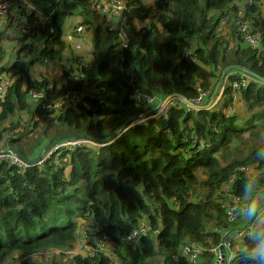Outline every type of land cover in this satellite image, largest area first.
Returning <instances> with one entry per match:
<instances>
[{"label": "trees", "instance_id": "16d2710c", "mask_svg": "<svg viewBox=\"0 0 264 264\" xmlns=\"http://www.w3.org/2000/svg\"><path fill=\"white\" fill-rule=\"evenodd\" d=\"M96 1L26 0L33 8L26 16L29 34L16 37L11 64L0 68L10 81L0 101V123L8 122L0 128L3 147L30 163L45 142L64 135L98 144L60 150L56 163L46 159L23 170L0 162V262L43 254L34 264H189L179 249L195 244L201 248L195 264H211L208 249L229 227L222 221L223 195L247 203L264 197V0L245 13L259 35L257 49L242 45L235 33L232 44L225 38L230 29L219 20L231 15L235 0H126L124 49L114 34L103 32ZM71 15L81 29H91L84 82L74 80L71 70L77 57L64 58L61 26ZM188 47L190 56L183 57ZM42 60L61 68L58 80L31 77L33 64ZM131 66L129 82L125 71ZM210 80V95L224 83L211 109L169 105L158 119L128 127L149 111L135 104V94L192 101ZM233 83L243 84L234 92ZM29 90L42 97L30 100ZM66 93L79 96L76 105L55 110ZM21 115L28 117L26 126ZM39 119L45 128L52 125L54 136H41L22 153L19 142ZM142 219L154 235L123 240ZM78 225L107 235L115 257L74 255ZM245 243L249 249L256 244ZM247 257L237 252L230 264H264Z\"/></svg>", "mask_w": 264, "mask_h": 264}, {"label": "built area", "instance_id": "2783aa9c", "mask_svg": "<svg viewBox=\"0 0 264 264\" xmlns=\"http://www.w3.org/2000/svg\"><path fill=\"white\" fill-rule=\"evenodd\" d=\"M59 1V0H54ZM151 1V0H150ZM257 0H235L232 4L231 15H226L220 18L219 23L223 27H228L237 34L240 43L252 49H257L259 47V35L253 30L249 18L246 16V8L251 6ZM33 8L26 2V0H0V22L6 19L8 15L13 13L15 10V15L11 19V27L15 32V36H25L29 34L30 25L26 16L29 14V10ZM96 10L98 16L101 20L100 24L103 32L114 34L117 42L118 49L126 48L125 30L128 28L127 23V8L126 0H97ZM11 11V12H10ZM47 18L44 17L43 21ZM191 48L185 49L182 54L183 57H189ZM44 65L50 68H55V64L46 60L40 61ZM71 70L74 75V80L84 82L83 71L87 68L88 61L83 58H77L74 61H70ZM246 71L241 70L240 78L246 77ZM236 73L232 72L230 76H235ZM126 79L131 82L134 77V67H129L125 71ZM243 83H233L231 88L234 92L238 90L239 86ZM224 85V83H223ZM223 85H221L217 90L212 91L210 95V90L212 89L213 82L210 80V84L205 90L197 89V96L190 101L193 106L199 107L198 109H192L188 107L183 99L176 97L170 98L167 102H163V99H157L155 96H150L143 93H137L133 96L135 104L138 106L149 107V111L145 115H138L136 121H132L128 127H134L137 124L144 123L148 119H158L160 116L164 115L166 109L169 105H182L186 109L199 110L201 108L211 109L220 100L221 92L223 90ZM10 86V81L4 77L0 76V101L4 98L7 89ZM216 91V92H215ZM28 98L30 100H36L42 97V94L37 91L29 90L27 92ZM214 97V98H213ZM233 101L236 99V94H233ZM79 100V96L75 94L66 93L54 106L55 110H59L64 107L76 105ZM232 112V106H228L225 109L226 115ZM159 116V117H158ZM10 138V135H7ZM87 145V146H98V144L88 141L85 139H64L56 142L52 150L46 155L58 150L71 151L77 146ZM46 159H38L35 163L37 165H42ZM0 162H4L8 166L15 167L19 170H23L29 164L22 161L19 155L11 152L10 150H0ZM225 189H222V191ZM221 191V192H222ZM223 200L220 202V208L222 210V221L229 225V227L239 221L244 220L243 210L247 205V202L239 199L237 196L225 193ZM264 210V208L262 209ZM255 220V218L253 219ZM252 220V221H253ZM243 223L229 229L227 227L224 230L223 235L216 247L208 249V254L212 257L211 264H230L235 253L240 252L244 255H248V246L245 240L250 239L248 235L249 226L254 223ZM233 232L235 237L228 239L223 242L222 238L227 234ZM155 231H152L150 226L147 224L145 219H142L138 225L131 230L123 240L130 242L134 241L139 237H143L147 234L154 235ZM252 240V239H251ZM222 247V252L220 253L218 247ZM113 243L110 238L101 234L99 236L94 235L92 232L82 228L78 225L76 231V239L74 249L72 251L75 253H82L85 256L92 257L95 253H101L105 258H114L113 253ZM201 248L195 244H184L179 249V256L188 261L189 264H195L197 258L199 257ZM42 255V254H41ZM40 254H31L22 258L14 255L10 261L0 262V264H34L40 259Z\"/></svg>", "mask_w": 264, "mask_h": 264}, {"label": "rangeland", "instance_id": "374dc122", "mask_svg": "<svg viewBox=\"0 0 264 264\" xmlns=\"http://www.w3.org/2000/svg\"><path fill=\"white\" fill-rule=\"evenodd\" d=\"M143 2L145 4H148L150 2V0H145ZM77 18L78 17L76 15L67 16L64 18L62 26H61V39L68 45V50H66L64 52V58H68L72 54L73 57L78 58V57L82 56L84 60H87L86 58L89 57V51H90L89 38L91 37V29L85 31L84 29H81L79 26H77L79 23ZM0 23H2V22H0ZM1 26H0V31L2 34L0 33V68H6L11 64L12 55H13V53H14L15 49L17 48V45H18L16 42L18 39L16 37H18V36L14 35V37L13 36L9 37L11 34V30H9V28H7V27L5 28V27H1ZM35 66H37L36 62H35V64H33L32 68L33 67L35 68ZM45 71L46 70L41 69V71L37 70V73L39 74V76H41V75H44V73H46ZM56 72H52V73L49 72L46 74H48L49 77H51L55 80H58V76L60 75V71H56ZM27 118H28L27 116L21 115L20 125L26 126ZM7 124H8V122L0 123V128L6 127ZM45 124H46V120L41 121L39 119L35 128L28 127V129L31 131V133L28 136H26V138L21 139L19 142L20 148L22 149V153H25L27 151V149H30L34 145H36L37 141H38V143L42 142V140H40L41 136L46 137L47 140H49L52 136H54V132H52V128H53L52 125H51V127L47 126L49 128H45L44 127ZM19 130L20 129H18L17 131H19ZM13 134H12L13 137H17V134L16 135L15 134L13 135ZM3 137H4V135H3ZM3 137L0 140V147H1L0 150H10L9 148L3 147V143H2ZM47 142H45V145L42 146V148L40 150L36 151L33 158H35V159L41 158L43 160L44 159H48V160L52 159L56 163L58 160V157L60 155L59 154L60 150L54 151V152L50 153L48 156H46L52 150L54 145L56 144V142L54 143L52 140L48 143ZM45 148H46V150H44ZM11 149H13V148H11ZM10 151L14 152L12 150H10ZM14 153L17 154L16 152H14ZM20 158H22V157H20ZM28 161H30V160H28ZM263 201H264V198L259 199V206H260L261 210L264 208ZM243 223H250V221H246L244 219L242 221H239V222L231 225L229 228L235 227L236 225H241ZM42 255L40 256V259L37 262H39L41 260ZM74 255L84 256L82 253H75ZM64 257H65V255H64ZM64 257H63V259H61L62 262L65 261Z\"/></svg>", "mask_w": 264, "mask_h": 264}, {"label": "clouds", "instance_id": "9594fccd", "mask_svg": "<svg viewBox=\"0 0 264 264\" xmlns=\"http://www.w3.org/2000/svg\"><path fill=\"white\" fill-rule=\"evenodd\" d=\"M253 191V186L250 184L248 188L249 194ZM259 197L252 196L251 200L244 207L243 218L246 221H252L255 218V222L249 226L248 235L249 238L256 242L255 247L248 250L247 259L253 261H264V210L260 209ZM235 233L233 234V238Z\"/></svg>", "mask_w": 264, "mask_h": 264}, {"label": "crops", "instance_id": "0c3cea01", "mask_svg": "<svg viewBox=\"0 0 264 264\" xmlns=\"http://www.w3.org/2000/svg\"><path fill=\"white\" fill-rule=\"evenodd\" d=\"M12 15V14H11ZM12 17H13V15L11 16V19H12ZM11 19L9 20V21H6V20H3L2 21V23H0V26L1 27H7V28H9V30H11V34H10V36L9 37H14V34H15V32L12 30V27H11ZM0 33H1V31H0ZM2 34V33H1ZM234 34V32L232 31V29H230V30H228V29H226V40H228L229 41V44H232V39H234L235 38V34ZM79 58H83L82 56L81 57H79ZM37 66H35V68L33 67V68H31L30 69V75H32L31 77L32 78H37V77H39V74L37 73V70H40L41 71V69H43V70H46L45 72L46 73H52V72H56V71H60V69L61 68H59L58 66H55V68H50L49 66H46V65H44L42 62H38L37 64H36ZM32 72V73H31ZM46 73H44V75H48V74H46ZM57 73V72H56ZM0 149H1V147H0ZM264 198V197H263ZM263 204H264V201H263ZM255 220H253L252 222H254ZM237 226V225H236ZM230 229V228H229ZM223 233H224V230L222 231V235H223Z\"/></svg>", "mask_w": 264, "mask_h": 264}, {"label": "water", "instance_id": "95a60500", "mask_svg": "<svg viewBox=\"0 0 264 264\" xmlns=\"http://www.w3.org/2000/svg\"><path fill=\"white\" fill-rule=\"evenodd\" d=\"M226 70H227V68L222 69L220 80L223 78V75L225 74V71H226ZM255 79H257L258 81H261V80H262V79H260V78H256V77H255ZM219 83H220V82H218V83L215 85L214 89H217ZM172 97H176V98H179V99H183V98H181V97H179V96H167V97H164L163 102H167V101H168L170 98H172ZM183 102H184L188 107H191L192 109H198V108H199V107H195V106H193V104H192L190 101H187V100H185V99H183ZM136 120H137V117H133L132 120H131V122H132V121H136ZM114 136H115V134L113 133V134L111 135V138L114 137ZM67 138H72V136H71V135H68V136L64 135V136H62V137H58L57 140H64V139H67ZM46 148H47V147H46ZM46 148H45L44 150H46ZM21 159H22V161H24L25 163H28V164H35V163L38 161V158H37V159H35V160H33V161H31V162L29 163L26 159H23V158H21ZM232 236H233V232H231V233L227 234L226 236H224V237L222 238V239H223L222 241H223V242H226L228 239H231ZM218 250H219V252L221 253V252H222V247L219 246V247H218Z\"/></svg>", "mask_w": 264, "mask_h": 264}]
</instances>
